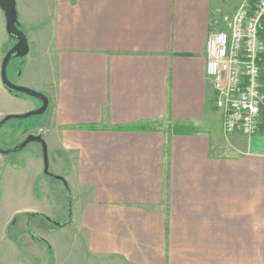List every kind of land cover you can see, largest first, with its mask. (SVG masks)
<instances>
[{
	"label": "crops",
	"instance_id": "1",
	"mask_svg": "<svg viewBox=\"0 0 264 264\" xmlns=\"http://www.w3.org/2000/svg\"><path fill=\"white\" fill-rule=\"evenodd\" d=\"M245 1L16 0L13 82L50 100L21 138L46 141L91 264H264V124L226 136L206 76L209 35ZM14 44L0 8V119L41 106L3 85Z\"/></svg>",
	"mask_w": 264,
	"mask_h": 264
},
{
	"label": "rangeland",
	"instance_id": "2",
	"mask_svg": "<svg viewBox=\"0 0 264 264\" xmlns=\"http://www.w3.org/2000/svg\"><path fill=\"white\" fill-rule=\"evenodd\" d=\"M22 59L13 58L8 65L7 74L12 83L22 72ZM17 94L21 95L17 96L20 101H34L29 96ZM5 106L0 97V112ZM21 106L27 108L26 104ZM41 117L7 122L0 130V147L14 149V141L21 140L17 145L20 144L24 140L21 135L31 132ZM43 164L42 148L36 142L21 151L5 156L0 154V264H91V260L70 241L69 227L53 228L42 217L28 220L30 214H42L60 223L72 218L75 201L71 200L69 205L68 189L61 181L44 174L41 176ZM49 165L54 173L50 158ZM29 230L44 238L51 248L34 240Z\"/></svg>",
	"mask_w": 264,
	"mask_h": 264
},
{
	"label": "built area",
	"instance_id": "3",
	"mask_svg": "<svg viewBox=\"0 0 264 264\" xmlns=\"http://www.w3.org/2000/svg\"><path fill=\"white\" fill-rule=\"evenodd\" d=\"M263 16L264 0H246L207 41L206 76L226 136L250 137L264 124V43L258 34Z\"/></svg>",
	"mask_w": 264,
	"mask_h": 264
},
{
	"label": "water",
	"instance_id": "4",
	"mask_svg": "<svg viewBox=\"0 0 264 264\" xmlns=\"http://www.w3.org/2000/svg\"><path fill=\"white\" fill-rule=\"evenodd\" d=\"M0 8L3 10L6 18V29L7 33L9 34L10 38L14 40L15 44L7 51L3 64H2V82L5 88L11 92V93H19L23 94L32 98H35L41 102V106L34 110L30 111L25 114H11L3 117L0 120V130L4 127V125L13 119H28L33 116H42L44 115L50 104L49 98L36 90L24 87V86H18L10 81L7 74V68L10 63V61L13 58H24L29 54L30 47L28 43V39L26 34L21 31L18 26V12H17V6H16V0H0ZM39 143L42 148V155H43V161H44V175L50 178L57 179L61 181L67 189L69 188V185L65 178H63L60 175L54 174L50 171V165H49V150L46 141L44 140L43 136L41 134H30L28 135L20 144L16 145L14 149H2L0 147V154L2 155H8L13 152H18L23 149H25L29 144L31 143ZM71 199L69 198V205L71 206ZM36 214H30L28 217V220L31 221V219L35 218ZM44 219L51 224L62 227L60 222L54 221L50 217L44 216Z\"/></svg>",
	"mask_w": 264,
	"mask_h": 264
},
{
	"label": "trees",
	"instance_id": "5",
	"mask_svg": "<svg viewBox=\"0 0 264 264\" xmlns=\"http://www.w3.org/2000/svg\"><path fill=\"white\" fill-rule=\"evenodd\" d=\"M251 3H254L255 0H250ZM17 26L18 28L23 31V28H22V25L19 21V18H18V23H17ZM24 32V31H23ZM258 34H259V38L263 41L264 43V16L261 18L260 20V23H259V30H258ZM261 59H262V65L264 67V51L261 55ZM173 133L175 134H191L194 132V129L192 127H189V125H181V126H175L173 129H172ZM167 149H168V145H167ZM68 195H69V198H71V193H70V189H68ZM45 215H42V214H36V217H42L44 218ZM71 219H69L68 221L64 222V223H61V226L62 227H65V226H69L71 224ZM30 231V234H31V237L38 241V242H41L43 244H46L49 248L50 245L49 243L44 239L42 238L41 236H39L37 233H35L33 230H29Z\"/></svg>",
	"mask_w": 264,
	"mask_h": 264
}]
</instances>
